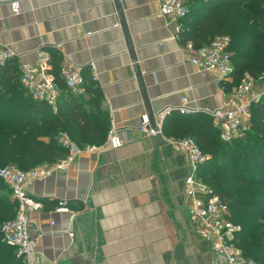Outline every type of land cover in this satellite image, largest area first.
Returning a JSON list of instances; mask_svg holds the SVG:
<instances>
[{
	"label": "crops",
	"instance_id": "0c3cea01",
	"mask_svg": "<svg viewBox=\"0 0 264 264\" xmlns=\"http://www.w3.org/2000/svg\"><path fill=\"white\" fill-rule=\"evenodd\" d=\"M13 1L0 0V50L13 51L18 66L47 51L53 73L68 66L94 79L124 143L113 150L106 139L66 174L33 185L42 264H215L189 219L187 156L164 135L145 138L139 130L147 115L115 1L19 0L17 16ZM120 4L156 119L179 113L183 97L188 115L221 108L233 84L190 63L158 0ZM61 207L69 213H57Z\"/></svg>",
	"mask_w": 264,
	"mask_h": 264
},
{
	"label": "trees",
	"instance_id": "16d2710c",
	"mask_svg": "<svg viewBox=\"0 0 264 264\" xmlns=\"http://www.w3.org/2000/svg\"><path fill=\"white\" fill-rule=\"evenodd\" d=\"M185 2L188 14L179 33L184 45L205 46L217 36H229L233 85L246 73L264 79V0ZM13 62L0 68V168L14 165L28 171L56 163L66 155L58 141L60 133L81 148L105 142L110 120L94 79L83 76L87 95L76 97L61 81L56 66L62 96L53 111L28 95L20 83L19 66ZM162 134L168 139L193 138L208 156L199 178L228 203L231 220L242 229L235 243L244 256L264 264V96L252 108L250 130L230 143L221 140L212 118L202 114H169ZM16 211L17 203L0 179V222L12 220ZM0 264H24L1 239Z\"/></svg>",
	"mask_w": 264,
	"mask_h": 264
},
{
	"label": "built area",
	"instance_id": "2783aa9c",
	"mask_svg": "<svg viewBox=\"0 0 264 264\" xmlns=\"http://www.w3.org/2000/svg\"><path fill=\"white\" fill-rule=\"evenodd\" d=\"M160 15L173 26L178 35L182 30V22L187 17L188 9L185 0H158ZM14 16L20 13L19 0L11 4ZM229 36H217L210 44L195 46L187 43L190 63L199 71L213 75L224 84H234V65L230 51ZM16 59L11 50H0V68ZM52 56L47 51H39L37 60L32 64L19 66L20 83L34 100L48 105L56 111L60 96V87L53 73ZM60 79L67 90L76 97L86 94L85 79L77 68L64 66L60 68ZM258 78L246 73L239 84L233 85L221 108L209 111L213 126L218 130L220 138L226 143L243 137L251 128L252 108L264 96V88L259 87ZM189 100L182 98L178 112L182 115L190 113ZM167 113L157 118L158 131L149 126L144 117L140 132L145 138L163 137L162 124ZM58 141L66 155L54 164H43L28 171H22L14 165L0 168L2 179L10 190V197L17 203L15 217L0 222V239L5 245L15 250L16 256L24 264H42V255L38 251V243L42 237V228L33 220L32 215L41 208L33 198V185L40 180L56 174H66L78 155L83 152H95L97 146L81 148L67 134L60 133ZM174 150L187 156L189 173L185 179V196L188 199L189 219L197 235L205 241L214 255L215 264H256L244 256L235 240L241 232V226L233 223L228 203L199 178V168L204 165L208 156L203 153L193 138L168 139ZM108 147L116 150L124 143L114 119L110 122L107 136ZM57 213H69L65 207ZM54 226V223H50ZM73 237V234H69Z\"/></svg>",
	"mask_w": 264,
	"mask_h": 264
},
{
	"label": "water",
	"instance_id": "95a60500",
	"mask_svg": "<svg viewBox=\"0 0 264 264\" xmlns=\"http://www.w3.org/2000/svg\"><path fill=\"white\" fill-rule=\"evenodd\" d=\"M114 1L116 4L117 11H118V16H119L121 28L123 30V33H124V36L126 39L128 51L130 53V57H131V60L133 63L134 72H135V76H136V79H137V82L139 85V89L141 92L142 101H143L144 106H145L146 115H147V118L149 120V126L152 130L158 131L156 115L154 114L152 106H151V101H150V98L148 95V91L146 89L143 73H142V71L138 65L137 57L135 54V49H134L132 39H131V36L129 33L128 25L126 23L124 15H123V10H122V6L120 4V0H114Z\"/></svg>",
	"mask_w": 264,
	"mask_h": 264
},
{
	"label": "rangeland",
	"instance_id": "374dc122",
	"mask_svg": "<svg viewBox=\"0 0 264 264\" xmlns=\"http://www.w3.org/2000/svg\"><path fill=\"white\" fill-rule=\"evenodd\" d=\"M232 55H233V53H232ZM257 80H258L259 87L264 88V79L262 77H259Z\"/></svg>",
	"mask_w": 264,
	"mask_h": 264
}]
</instances>
